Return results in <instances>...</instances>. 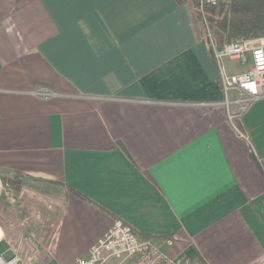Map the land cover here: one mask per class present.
<instances>
[{"label": "crops", "instance_id": "obj_1", "mask_svg": "<svg viewBox=\"0 0 264 264\" xmlns=\"http://www.w3.org/2000/svg\"><path fill=\"white\" fill-rule=\"evenodd\" d=\"M204 34L191 0H0V256L73 264L120 221L170 256L262 264L264 96L230 118L223 77L251 58Z\"/></svg>", "mask_w": 264, "mask_h": 264}, {"label": "built area", "instance_id": "obj_2", "mask_svg": "<svg viewBox=\"0 0 264 264\" xmlns=\"http://www.w3.org/2000/svg\"><path fill=\"white\" fill-rule=\"evenodd\" d=\"M197 1L200 20L204 26V37L208 40V45L213 48L215 58L219 61L228 57L244 62L246 53L250 54V68L244 74L223 77L225 89H233L237 94L232 102L238 105V111L230 118L239 117L249 105L264 96V37L224 44L221 48H217L203 10L206 4L216 5L219 0ZM30 94L40 100H48L55 96V93L43 87L32 90ZM168 243L171 244L170 241ZM19 262L18 255L9 258L0 256V264H19ZM73 264H201V262L195 257L186 255L170 256L149 240L139 239L129 225L117 221L104 237L88 250L86 256L76 258Z\"/></svg>", "mask_w": 264, "mask_h": 264}, {"label": "trees", "instance_id": "obj_3", "mask_svg": "<svg viewBox=\"0 0 264 264\" xmlns=\"http://www.w3.org/2000/svg\"><path fill=\"white\" fill-rule=\"evenodd\" d=\"M191 1L200 19L198 1ZM203 14L216 44L264 37V0H219L216 5L206 4ZM262 167L264 170V159ZM2 181L5 185L25 184L18 175L11 179L3 177Z\"/></svg>", "mask_w": 264, "mask_h": 264}, {"label": "rangeland", "instance_id": "obj_4", "mask_svg": "<svg viewBox=\"0 0 264 264\" xmlns=\"http://www.w3.org/2000/svg\"><path fill=\"white\" fill-rule=\"evenodd\" d=\"M200 20V19H199ZM201 21V20H200ZM201 23H202V25H203V22L201 21ZM203 28H204V26H203ZM246 57L247 58H250V54L249 53H246ZM225 59H227V61H228V63L230 64V65H234L235 67H243L244 65L241 63V62H239V60L238 61H230V60H228V58L226 57V58H224L223 59V61H225Z\"/></svg>", "mask_w": 264, "mask_h": 264}]
</instances>
